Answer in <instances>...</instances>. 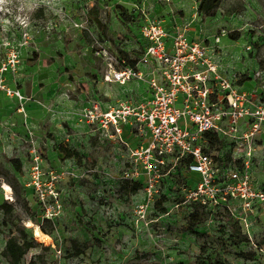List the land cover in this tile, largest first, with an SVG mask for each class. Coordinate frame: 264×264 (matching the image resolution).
I'll list each match as a JSON object with an SVG mask.
<instances>
[{"label": "rangeland", "instance_id": "374dc122", "mask_svg": "<svg viewBox=\"0 0 264 264\" xmlns=\"http://www.w3.org/2000/svg\"><path fill=\"white\" fill-rule=\"evenodd\" d=\"M199 1L0 0V204L13 206L9 218L0 211V264H8L1 255L6 239L20 237L21 231L35 246L20 264H264V204L255 203L246 214L235 206L229 214L203 216L190 230L193 204L177 205L184 199L179 177L164 179L147 211L148 224L135 225V209L144 196L142 189L135 194L124 189L125 181L132 182L122 178L130 171L128 150L82 117L89 102L139 101L136 82L101 83L106 63L94 53L99 42L126 64L138 59L143 14L165 20L178 16L183 24L198 27L206 44L217 38L222 72L236 82L246 76L259 93L264 86V0H220L212 15L198 14ZM232 33L238 34L236 40L229 38ZM260 95L264 101V92ZM216 136L212 147L203 137L207 153L222 163L239 160L238 168L249 152L252 182L264 190L262 129L249 143ZM60 146L76 151L79 160L65 159ZM35 165L38 173H33ZM2 186L9 187L10 200ZM49 188L60 211L45 220ZM163 195L165 214L155 208ZM40 225L48 235L41 230L34 235ZM241 236L247 240L239 243Z\"/></svg>", "mask_w": 264, "mask_h": 264}, {"label": "built area", "instance_id": "2783aa9c", "mask_svg": "<svg viewBox=\"0 0 264 264\" xmlns=\"http://www.w3.org/2000/svg\"><path fill=\"white\" fill-rule=\"evenodd\" d=\"M143 16L140 34L146 45L133 66L120 61L99 42L94 54L106 63L102 76L105 83L142 82L150 98L138 104L120 101L106 111L92 104L82 114L86 124L127 148L131 165L122 178L130 181L144 178V201L136 206L135 225L148 224L146 214L162 181L185 160H189L185 172L195 174L196 180L182 188V204L196 203L209 209L223 206L229 212L236 206L245 214L255 203L264 204V190L254 187L249 172V152L246 161L236 168L234 162L216 160L202 143L209 133L232 142L249 143L261 129L264 132V101L260 95L264 86L260 94L254 89L240 91L233 75L220 73L214 59L217 38L213 44L189 41L188 24L175 25L167 32L160 20ZM7 93L12 95L11 91ZM13 94L20 97L18 92ZM245 120L250 121L249 128L242 130ZM126 125L135 128L141 138L147 135V142L131 148L121 137ZM37 160L35 156L34 161ZM32 170L38 173V165ZM1 189L5 200H10L11 191L8 199L3 186ZM47 193L51 202L45 204L41 199L43 218L51 220L60 211V205L53 190L49 188Z\"/></svg>", "mask_w": 264, "mask_h": 264}, {"label": "trees", "instance_id": "16d2710c", "mask_svg": "<svg viewBox=\"0 0 264 264\" xmlns=\"http://www.w3.org/2000/svg\"><path fill=\"white\" fill-rule=\"evenodd\" d=\"M220 4V0H200L197 5V12L198 14H204V15H212L213 12L218 8ZM122 11V17L125 19V21L129 22L131 19L130 16L126 15V12ZM96 26L102 31L105 32V27L101 24L99 20L95 19ZM229 38L231 40H236L238 38V34L232 33L229 35ZM139 58V57H138ZM138 59L129 62V65L133 66ZM246 76H242L238 80V84H242L243 82L247 81ZM208 140H209V146L212 147V143L216 142L218 140V137L216 134L209 133L207 134ZM60 153L63 155L65 159H77L79 160V154L76 151H71L69 149H66L63 146L59 147ZM216 159V158H215ZM217 160V159H216ZM15 169L17 171L20 170V164L18 161L13 160L12 161ZM189 163V160H185L181 162L177 167L174 173H171L168 175V177L165 179V181H175V178H180L181 185L179 187L180 190H182L183 187H188L189 184H192L195 180L192 178V175L190 173L185 172V165ZM235 164L239 165L240 161L237 160L234 162ZM168 179V180H167ZM164 180L162 181V183ZM125 190L130 194H135L138 191L142 189V183L140 181H132V182H124ZM161 200H164V195L160 197V202L155 204V208H157L162 214H165L167 212V209L162 206ZM184 200V199H183ZM182 203L179 202L177 205H180ZM193 211L189 215V229L194 230L201 222L203 216H207L213 213L222 212L223 214H229V211L225 207H219L209 209L202 207L199 204L192 203ZM0 211L4 214L5 218H9L13 214V206L8 203H2L0 204ZM238 224V223H237ZM1 227V226H0ZM42 233L48 235L49 233L43 229L42 225L39 226ZM240 229L237 230V233L239 235ZM1 233V228H0ZM247 239L245 236L239 237V243L245 242ZM237 244V243H236ZM35 246V243L33 241H27L23 231L20 232V237H16L14 235H10L4 244V248L1 252V255L4 259H6L8 264H20L23 260L25 254L32 249ZM205 249L202 247L201 252H204Z\"/></svg>", "mask_w": 264, "mask_h": 264}, {"label": "crops", "instance_id": "0c3cea01", "mask_svg": "<svg viewBox=\"0 0 264 264\" xmlns=\"http://www.w3.org/2000/svg\"><path fill=\"white\" fill-rule=\"evenodd\" d=\"M97 20V19H96ZM158 20L161 21L164 29L167 31V32H171L172 28L175 26V25H185V24H188L189 25V30H188V33H187V39L189 41H192V40H203L206 42V39L202 38L201 37V34H200V31H199V28L196 27L195 25L191 24L190 22L184 20V24L181 22V19L180 17L176 16V19H167L165 20L164 18H158ZM144 21L142 22L141 20L139 21V24H140V27L143 25ZM140 27H139V35H140ZM143 43V46L141 48V52L142 50L144 49V46L146 45L145 41L143 40L142 41ZM170 43V40H168L167 42V45H169ZM215 61L218 63V66H219V71L221 74H224V75H228L230 76L231 74L230 73H227V72H222V69L220 68L221 65L219 64V55H218V52L216 51L215 53V57H214ZM138 68L140 70H142L143 72H146V69L143 68L142 66L138 65ZM227 70H230L229 68H227ZM101 83L103 85L105 84H114V83H105L102 78H101ZM134 84L135 81H131V82H128L126 83L127 85L128 84ZM137 83V82H136ZM138 84H140L141 88L139 89V91L137 92V95H139V101L135 102L133 101L134 103L133 104H138L140 102H144V101H147L149 98H150V93L148 91V88L147 86L142 83V82H139ZM236 85L238 87V89L240 91H250L253 87H251L250 85V82L247 80L245 82H243L242 84H238L236 82ZM264 96V95H263ZM119 101H117L118 103ZM117 103L113 104V103H110L108 100L107 101H104V102H101L100 103V107L102 110L106 111L109 107H114ZM91 107V102L87 103V105L84 107V109L86 108H89ZM247 120L243 121L242 124H241V127L243 128L244 127V123L246 122ZM93 128V126H91ZM241 128V129H242ZM131 127L129 125H126L123 127V133H122V139L128 143V145L131 147V148H135L137 146H139L140 144H145L147 142V138L148 136L146 135L144 138H141L139 135H137L136 133H133L131 130ZM117 144V143H116ZM192 178H195L196 180V177H193ZM257 185V184H256ZM257 187V186H256ZM38 229V228H37ZM40 230V229H39ZM43 235V234H42ZM43 237H47L49 238L48 236L46 235H43ZM52 246V245H51Z\"/></svg>", "mask_w": 264, "mask_h": 264}, {"label": "bare ground", "instance_id": "6f19581e", "mask_svg": "<svg viewBox=\"0 0 264 264\" xmlns=\"http://www.w3.org/2000/svg\"><path fill=\"white\" fill-rule=\"evenodd\" d=\"M4 189H5V191H6V195H7V197H9V191H10L9 187H8V186H4ZM34 235H35L36 237L40 236V234H39V230H38L37 228L34 230Z\"/></svg>", "mask_w": 264, "mask_h": 264}]
</instances>
